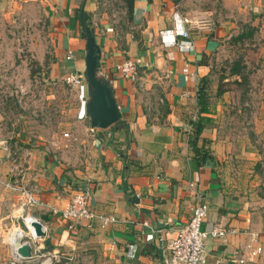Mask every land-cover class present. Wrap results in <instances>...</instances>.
<instances>
[{"label": "crops", "instance_id": "obj_1", "mask_svg": "<svg viewBox=\"0 0 264 264\" xmlns=\"http://www.w3.org/2000/svg\"><path fill=\"white\" fill-rule=\"evenodd\" d=\"M82 2L0 0V26L33 12L47 24L49 43L38 54L40 84L65 120L63 134H69L66 149L54 144L49 150L17 135L8 146L10 157L0 151V209L22 213L23 198L4 186L13 167L12 182L45 205L25 210L45 225L44 247L82 256L89 264H166L168 241L188 222L198 192L208 204L203 228L221 224L230 232L222 240H206V264H237L233 260L245 257L251 232L258 234L263 252L245 264H264V80L219 79L214 64L233 37V23L208 11L203 20L211 21V28L194 30V48L180 51L165 48L160 36L175 26L172 0H133L132 31L123 35L97 23V4L85 0L101 51L98 73L110 83L121 113L117 124L91 130L86 82L78 90L63 82L69 72H84ZM263 3L253 0L252 10ZM68 52L72 60L66 59ZM134 58L142 65L130 81L116 67ZM186 67L192 74L187 79ZM206 79L207 111L199 113L198 88ZM196 121L204 129L192 147ZM202 150L212 159L203 163ZM84 185L92 192V211L115 223L102 228L98 221L91 227L81 221L67 230L58 214Z\"/></svg>", "mask_w": 264, "mask_h": 264}, {"label": "rangeland", "instance_id": "obj_2", "mask_svg": "<svg viewBox=\"0 0 264 264\" xmlns=\"http://www.w3.org/2000/svg\"><path fill=\"white\" fill-rule=\"evenodd\" d=\"M94 2L97 4L94 14L97 23L103 21L120 35L132 31L124 0ZM172 2H176V10L182 16L204 19L211 12L213 16L218 14L221 20L233 23V37L224 42L221 53L214 57L219 79L225 76L235 77L236 75L230 74L238 68L236 64H239L243 74V79L240 80L245 84L249 80L256 83L264 80V3L259 10L253 11V0ZM235 2L248 3L240 6ZM23 18L27 20L0 26L5 33L4 39H0V139L7 141L9 146L14 144V138L18 135L34 140L49 150L54 144H60L61 148L66 149L64 146L69 144V139L63 138L65 120L57 112L56 105L45 99L47 89L40 84L43 67L38 65V54L49 43L47 24L39 12ZM239 34L244 37L234 41V37ZM12 209L9 206L0 209V218L8 216L0 221V264L12 263L11 240L13 242L20 237V233H12L16 229L27 233L24 221L27 214L15 213ZM22 240L27 239L24 237ZM50 251L52 250L44 247L40 253L31 254L33 258L19 264H42L45 259L41 254ZM60 254L62 258L71 257L72 264H89L82 256L77 257L64 250Z\"/></svg>", "mask_w": 264, "mask_h": 264}, {"label": "built area", "instance_id": "obj_3", "mask_svg": "<svg viewBox=\"0 0 264 264\" xmlns=\"http://www.w3.org/2000/svg\"><path fill=\"white\" fill-rule=\"evenodd\" d=\"M175 26L173 30L163 31L160 33L162 43L165 48H178L180 51H188L194 48L193 42L190 40V35L194 30H204L211 28V21H204L203 19L186 17L180 15L179 11L176 10L174 13ZM67 60L73 59L72 52H68L66 56ZM142 62L139 58L127 59L119 64L116 69L119 75L127 80L135 81L137 79L139 67ZM183 72L185 78L192 77L189 73L188 68H184ZM63 82L66 86L73 90H78L84 83L83 76L80 72H69L64 76ZM20 92L23 91L20 89ZM93 130V129H91ZM63 138L68 139L69 134L64 133ZM0 151L10 157V151L7 141L0 139ZM14 168L10 170V177L14 174ZM4 183L6 189L10 192L18 194L23 198L21 204L22 213L28 208H45V205L29 190L26 188L19 187L17 184L12 182L10 178ZM91 189L89 185H84L70 200L66 208L58 214L59 217L67 224V230L72 232L75 229L77 223L85 221L88 227H91L95 222H99L102 228H105L116 222L113 217L100 216L94 213L89 206V198L91 196ZM196 197V203L191 209V215L188 222L178 228L174 232L172 239L168 241L167 248L169 250V257L165 260L166 264H206V240L208 238L214 240H222L230 232L225 226L221 224H215L210 230L203 228L204 221L208 213V204L204 200L203 196L194 192ZM139 198V195L136 196ZM56 213L55 211H53ZM32 220L38 222L42 226V230L46 232L45 225L35 216L27 214L24 221ZM27 233H24V237L27 240H22V244H26L31 249V254L40 253L44 249V239H38L36 237L34 229H30L25 224ZM19 230V229H18ZM249 243L245 249V257L241 259L233 260V263L245 264L254 263L257 260L263 249L261 245L257 243L258 234L251 232L248 234ZM31 255L30 258L34 256ZM41 257L45 260L42 264H72V258H62V254L58 249H54L50 252L41 254ZM28 259L22 258L17 254L16 247L12 250V263L19 264L22 261Z\"/></svg>", "mask_w": 264, "mask_h": 264}, {"label": "water", "instance_id": "obj_4", "mask_svg": "<svg viewBox=\"0 0 264 264\" xmlns=\"http://www.w3.org/2000/svg\"><path fill=\"white\" fill-rule=\"evenodd\" d=\"M85 0H83L78 15L79 22L83 26L85 36V66L84 72H80L87 85V100L85 105L86 118L89 119L91 129H108L117 124L121 119V113L116 102L114 91L104 76L98 73L100 61V47L96 44L94 27L91 16L84 12ZM38 239H44L46 233L38 222L32 224ZM17 254L22 258L31 257V249L28 245L15 246Z\"/></svg>", "mask_w": 264, "mask_h": 264}, {"label": "trees", "instance_id": "obj_5", "mask_svg": "<svg viewBox=\"0 0 264 264\" xmlns=\"http://www.w3.org/2000/svg\"><path fill=\"white\" fill-rule=\"evenodd\" d=\"M125 2V7H126V12H127V16L129 18V21L131 22V14H132V2L133 0H124ZM176 4V2H174ZM244 37L243 34H239L238 36H236L234 38V41L236 40H241ZM238 66V68L234 71L231 72L230 75H236L239 78H242V70L239 67V64H236ZM208 80H202L203 84L200 85V87L198 88V106H199V113H205L207 111V105H208V95H207V91H206V87L204 86V83H206ZM192 129H193V133L192 136L190 137V145L192 147L195 146L196 141L199 139L204 127L201 125V123L199 121L193 122L192 124ZM207 154H209L207 152V150H202L200 151V159H202L203 163L206 161V159L211 160L212 157L208 156Z\"/></svg>", "mask_w": 264, "mask_h": 264}, {"label": "bare ground", "instance_id": "obj_6", "mask_svg": "<svg viewBox=\"0 0 264 264\" xmlns=\"http://www.w3.org/2000/svg\"><path fill=\"white\" fill-rule=\"evenodd\" d=\"M34 222H35V221L27 220V221L25 222V224L27 225V227H29L30 229H32V224H33ZM14 233H20V237L17 236L18 238H15V240H14L13 242H12V240H11V245H12L13 249H15V246H18V245H19L20 240L24 237V233H23L22 231L18 230V229H16V230L12 233V235H13ZM12 235H11V238H12Z\"/></svg>", "mask_w": 264, "mask_h": 264}]
</instances>
